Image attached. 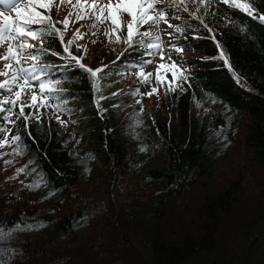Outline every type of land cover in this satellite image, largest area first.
<instances>
[{
  "label": "trees",
  "instance_id": "obj_1",
  "mask_svg": "<svg viewBox=\"0 0 264 264\" xmlns=\"http://www.w3.org/2000/svg\"><path fill=\"white\" fill-rule=\"evenodd\" d=\"M167 2L172 6L169 19L183 29L171 42L191 52H174L180 55L176 63L183 75L174 91L163 85L160 110L145 107L149 131L139 142L159 157L144 163L150 185L143 183L126 197L117 189L137 172L135 149L125 128L132 111H121L123 102L110 99L115 97L112 93L136 89L138 65L150 56L144 47L125 51L126 44L116 42L114 35L111 42L106 37L92 46V25L81 28L83 38L70 46L73 55L79 57L86 49V67L111 66L98 74V92L90 74L74 65L65 67L69 61L61 42L55 36L47 38L44 47L49 52L41 62L56 67L45 78L63 83L57 88L62 100L82 102L75 106L80 114L70 125L60 123L55 118L59 114L48 107L39 120L27 124L13 115L15 134L21 139L11 148L20 150L13 152L26 160L33 178L38 175L51 192L81 200L82 206L70 199L64 205L60 199L41 205L30 196V182L24 191L0 183V227L8 232L20 225L0 239L7 264H264V21L259 19L264 16V0H254L252 16L233 8L231 0H209L207 15L198 0L179 8L173 0ZM194 8H199L200 19L189 15ZM51 11L54 22L67 17L66 9L55 14L52 3ZM73 23L76 30V24L82 25ZM56 27L67 45L75 33L72 26L69 40L62 24ZM24 61L33 63L27 56ZM112 82L119 84L107 90ZM206 95L216 96L239 114L235 135L225 127L224 109L202 107ZM20 103L27 105L24 94ZM24 111L29 115L27 107ZM224 129L238 150L221 159L214 135ZM83 135L93 145L87 154L69 143ZM90 172L103 187L93 199L79 192ZM82 217L87 219L86 234L77 230ZM44 224H49L45 232H32Z\"/></svg>",
  "mask_w": 264,
  "mask_h": 264
},
{
  "label": "snow or ice",
  "instance_id": "obj_2",
  "mask_svg": "<svg viewBox=\"0 0 264 264\" xmlns=\"http://www.w3.org/2000/svg\"><path fill=\"white\" fill-rule=\"evenodd\" d=\"M159 0H92L91 3L88 0H77L76 4H72L71 0H61V3H67L70 7L75 9V15L77 22L84 19H92L94 21L92 28V35L95 36L101 30L97 28V24L106 25L112 24L110 32H105V36L108 37L109 42L112 40V36H115L116 42H123L126 44L125 51L129 49H135L137 47H144L148 56H158L161 63L156 65V73H145L144 66L153 64L154 60L148 59L138 65V76L142 83H150L155 75L157 84L163 83L167 91H174L173 83L176 87H179L180 77L183 75L182 70L177 66L175 61L170 63H164L165 56L168 53L165 51L164 41L161 34L153 35V29L159 30L161 23L167 25V28L174 29L167 33L169 44L168 48L172 52H182V47H178L177 44L171 41L177 34L182 35L183 29L179 25H174L169 19L167 12L172 7L171 5H164L157 7ZM200 7L205 9V15L208 14L207 9L210 7L209 0H198ZM254 0H231V5L235 9L242 10L249 16L254 15L255 9L252 7ZM6 3H11V0H6ZM173 3L179 8L181 5L188 3L196 4L197 0H173ZM225 4L229 3V0H224ZM11 9L15 11L16 17L13 18L8 15L0 13L3 17L0 21V46L6 45L7 50L3 56H0V62L4 64V71H0V75L6 77L3 81H0V123L3 127H0V134L3 135V139H0V148L8 146L11 142L20 141V136H12L11 141L7 139L11 135V129L9 124H15L16 121L12 119L13 115H16L17 119H23L26 124L29 120H39V109L45 107H51L48 102L50 100V94L54 91H59L55 88V84L59 81H54L51 78L45 79L49 75L50 71L56 67L50 63H43L42 56L49 52V49L45 48V42L47 38L55 36L62 45L63 53L67 55L64 59L69 61V64L65 67H72L83 69L86 73L90 74L96 83L97 91L99 92V75L105 72V69L110 68V65H104L97 69L86 67L82 63L83 55L86 54V49L82 50L81 56L73 55L70 46L74 44L77 39H82L83 35L78 28L74 33L72 40L68 41L67 45L63 44V32L60 28L56 27V23L62 24L64 30L69 25V17L74 13L69 12L68 17L63 21L54 22L51 19V0H26L24 3L11 4ZM44 9L45 12L40 11ZM80 9H83L82 11ZM183 10L188 12V8L184 7ZM199 8H194L189 12L190 16H194L196 19H200L196 16V12ZM127 16L128 19L123 18ZM179 19V17H177ZM259 19L264 21V16H260ZM147 26V27H145ZM208 28L207 24L203 25ZM126 29V38H122L119 33ZM141 29H144L141 31ZM211 31V28H208ZM147 38V40H146ZM95 42V41H92ZM51 55H61L58 52H52ZM124 53H121L123 56ZM28 57L33 63L25 66L24 57ZM223 58V53H221ZM120 59V57H118ZM171 60V57L168 56ZM13 63L15 66H13ZM116 61L112 62L115 65ZM231 65H229V68ZM171 73L172 80H168V74ZM239 79V77H237ZM38 84V89L34 85ZM31 91V100L25 105L20 103V98L23 94ZM121 92L112 93L113 96L122 94ZM158 87L153 86L152 91L144 93L143 95L151 96L152 94H158ZM133 95H139V88L133 89ZM58 99V97H56ZM101 99H107V97H101ZM140 103V101H137ZM25 107L30 110L29 115H25ZM114 107H118L115 106ZM55 108L62 109L60 104L55 105ZM18 109V111H17ZM60 123L64 121L60 120L59 115L55 117ZM14 152L19 153V149H14ZM7 155V153L0 154ZM11 164V161H5ZM24 167L18 169V172H24ZM38 186V185H36ZM28 227H31L29 225ZM20 225H16V229H19ZM16 229H9L5 232L3 227H0V239L11 236L12 231ZM10 258V257H9ZM0 264H7L5 254L3 250H0Z\"/></svg>",
  "mask_w": 264,
  "mask_h": 264
},
{
  "label": "rangeland",
  "instance_id": "obj_3",
  "mask_svg": "<svg viewBox=\"0 0 264 264\" xmlns=\"http://www.w3.org/2000/svg\"><path fill=\"white\" fill-rule=\"evenodd\" d=\"M0 1H1L0 2V13L11 16L13 18L16 17V13L15 11L11 9L10 5L15 4V3L26 2V0H11V3H6V0H0ZM71 2L72 4H76L77 0H71ZM88 2L91 3L92 0H88ZM51 3H52V8L55 14L58 13L60 9L67 10V17H68L69 12L74 13L71 17H69L70 23L68 27L72 26L74 32L76 33V28H74L75 23H73V21L76 20V15H75L76 10L70 7L69 4L67 3L62 4L61 0H52ZM6 4H9V5H6ZM164 5H169V2H167V0H159V2L157 3V7H161ZM80 10L82 11L83 9H80ZM169 12H170V9L167 12L168 17L171 16V13ZM50 14L54 16L52 11ZM2 19L3 17L0 16V21H2ZM51 19L53 18L51 17ZM123 19L127 20L128 17L125 16ZM76 23H77V20H76ZM93 23L94 21L92 19H84V20H81V24H82L81 26L80 24H76V26L77 28L81 29V28H86L90 25H93ZM68 27L66 30H64L65 38L67 40H69V33L71 32ZM112 27L113 26L110 22L107 23L106 25L97 24V28L101 30L98 32L97 35L92 37L93 38L92 40L95 41V42H92V46L97 42L102 44L103 41L106 39V36L104 33L109 32L112 29ZM170 31H172V29L167 28V25L165 24L164 25L160 24L159 30L153 29V35H156V34L162 35L165 51L168 53V55L165 56V59L163 61L164 63H170L171 61L177 62L178 57L180 56L178 55L177 57V55L174 52H170V49L168 48L169 40L168 38L166 39L165 33L170 32ZM119 35L122 38H124V35H127L126 29L124 31H121ZM87 37H89L88 33H87ZM79 43L81 42L79 41ZM6 50H7L6 45L0 46V56H3L6 53ZM183 50L187 54L191 52L190 50L188 51L187 49L186 50L183 49ZM168 56L171 57V60L168 59ZM149 59L154 60V63L145 65L144 71L145 73L155 74L156 65L158 63H161V61L159 60L158 56H151L149 57ZM13 66H15L14 63H13ZM25 66H27L26 63H25ZM178 67L182 70L181 66H178ZM0 68H1V71L5 70L3 62H0ZM136 73H137V78L134 76L133 81L136 80V83H137L136 88H139L140 94L139 95L131 94L134 88H129L127 90H124L122 94L117 95L110 99V101L112 102H115L116 100H121L123 102L121 111L125 112V111H128V109L132 111L129 114L128 122L125 128H126L127 137L129 139V142L131 143V146L135 149L136 157L134 158L133 163L136 166L137 172L133 175V177L125 179L123 182L119 184L117 191L120 193V196L122 197H126L127 193L131 191L139 190V188L142 185H144L143 183L149 184L148 183L149 181L147 179V174H143L144 163L151 164L153 161H157L159 157V155H156L154 152L151 151L150 153L146 151L144 147H142L141 142H139V136H141L143 132L149 131L148 126H149L150 120H148L145 107L148 110H151V109H153L154 111L160 110V105H161L160 96H161L162 87L164 84L163 83L157 84L155 75H153V78L150 81V83H142L138 76V71H136ZM2 76L3 75H0V77ZM48 78H45V79H48ZM167 78L168 80H172L171 73L168 74ZM62 84L60 82L56 83L55 88H58L59 85H62ZM118 84L119 83L112 82L107 87V90H112L113 88H116V85L118 86ZM175 85L176 84L173 83L172 85L173 88L175 87ZM153 86L158 87L159 89L158 94H152L151 96L143 95L144 93L151 92ZM34 87L38 89V84L34 85ZM61 94L62 92H59V91H54L50 94V100L48 102L52 106L48 108L50 109V111L51 110L56 111L61 116L64 123L70 125V123L80 114L79 113L80 108L77 109L75 106H80L82 102H80L79 100H75V99L74 100H62ZM56 97H58V99H56ZM0 98H3V97L0 96ZM24 99L27 104L30 102L31 91H28L26 94H24ZM137 101H140V103H137ZM57 104H60L61 108L66 109V111L64 110L58 111L55 108V105ZM202 104H203L202 107L206 109H210L211 111H213L214 109L216 110L224 109V111H226L225 114L227 117V120H225L224 122L225 127H227V130L229 132L231 131L233 135L237 133L238 131L237 124L239 121V116H238L239 114H237L236 112L234 113V110H232L226 103L220 101L216 96L206 95V100ZM43 109L44 108L39 109L38 115L41 114ZM176 120L177 119H175V122ZM82 124L83 123H81V126ZM8 127L11 129V135H9L7 139L11 141L12 136H16L15 130H14L15 126L11 124V125H8ZM225 135H226L225 129L217 130L216 134L214 135L215 146H217L218 149H220L218 153L222 154L220 156L221 159L225 158V156L227 155L235 156L238 150L237 147L236 149L233 148L234 146L233 140ZM3 138H4L3 135L0 134V139H3ZM14 143L15 142H11L8 146L0 148V154L7 153V155H0V183L1 184L8 182L13 187H17V188L18 186L21 187V190L24 191V186L30 182V190H31L30 196L33 199L40 200L42 203L41 205H45V206L50 205L57 199H60L63 205L65 204V201H67V199L74 200L73 198H70V197L65 198L63 196H59L51 192L48 189L47 185L44 183L43 178L37 177L38 175H36V177L33 178L34 171L33 170L30 171L29 164L25 162L26 160H22L20 156H18L16 153L12 151L11 147H12V144ZM69 143L75 147L78 153H81V154L89 153L93 147V145L90 144L89 141H87L85 135L81 136L78 139H76V137H72L69 140ZM142 160H143V163H142ZM5 161H11V164L6 163ZM21 167H24L25 169V171L22 173L18 172V169H20ZM87 176L88 177L80 184L79 192L81 193L80 195H82L83 198L93 199L92 197L93 195L99 196V194H101V192L99 191V188H103V187L100 185V182L98 178H96L94 173L90 172L89 174H87ZM74 201H77L78 207L82 206L81 200L79 202L78 200H74ZM81 219L82 220L79 222L77 230L81 234H86L88 231L87 219L84 217H82ZM48 227H49V224L39 225L37 229L33 230L32 232L38 231V232L43 233Z\"/></svg>",
  "mask_w": 264,
  "mask_h": 264
}]
</instances>
